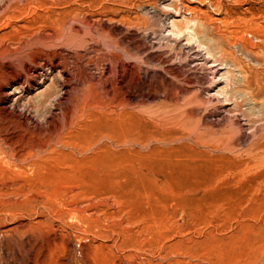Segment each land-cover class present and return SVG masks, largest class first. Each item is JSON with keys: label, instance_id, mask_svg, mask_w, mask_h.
<instances>
[{"label": "rangeland", "instance_id": "374dc122", "mask_svg": "<svg viewBox=\"0 0 264 264\" xmlns=\"http://www.w3.org/2000/svg\"><path fill=\"white\" fill-rule=\"evenodd\" d=\"M0 264H264V0H0Z\"/></svg>", "mask_w": 264, "mask_h": 264}, {"label": "bare ground", "instance_id": "6f19581e", "mask_svg": "<svg viewBox=\"0 0 264 264\" xmlns=\"http://www.w3.org/2000/svg\"><path fill=\"white\" fill-rule=\"evenodd\" d=\"M173 24H176V23H173ZM29 64H30V63H29ZM29 64H28V65H29ZM26 67H27V66H26ZM30 67H31V66H30ZM28 69H29V68H28ZM29 70H31V69H29ZM12 73H13V72H12ZM18 73H19V72H18ZM18 73H17V74H18ZM13 74L16 76L15 73H13ZM20 74H21V73H20ZM23 74H24V73H23ZM12 76H13V75H12ZM21 76H22V75H21ZM96 106H97V105H96ZM101 107H102V106H101ZM106 107H107V106H106ZM124 108H125V107H124ZM98 109H99L98 111H99L100 114H101L102 112L105 111V108H99V106H98ZM108 109H109V108H108ZM113 110H114V109H113ZM121 111H122V110H121ZM108 112H109V111H108ZM126 112L128 113V110H127ZM121 114L126 115L125 111H122L121 113H120V112L118 113V116L120 115V116H122V117H125V116H123V115H121ZM113 141H114V140H113ZM121 141H122V140H121ZM122 142H125V143H131V142H132V139H131V138L129 139V138L126 137V138L123 139ZM116 143H117V144L120 143L119 139H116ZM121 144H122V143H121Z\"/></svg>", "mask_w": 264, "mask_h": 264}]
</instances>
